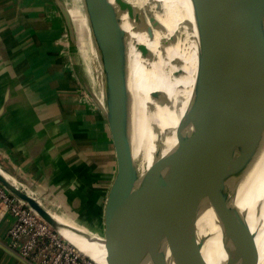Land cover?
Instances as JSON below:
<instances>
[{"label":"water","instance_id":"water-1","mask_svg":"<svg viewBox=\"0 0 264 264\" xmlns=\"http://www.w3.org/2000/svg\"><path fill=\"white\" fill-rule=\"evenodd\" d=\"M123 3L125 11H128L129 4L126 0ZM189 3L193 13L202 4L209 5V37L198 58L193 94L178 124L176 143L172 146L164 143L167 132L155 122L157 113L150 115L152 119L150 117L145 122L154 138V150L148 163L146 152H137L143 118L137 104L134 62L125 69L120 50L110 35L104 0H82L92 45L101 57V84L107 76L109 107L105 119L117 160V173L105 203L104 236L119 250L126 264H206L200 248L186 237L180 227V212L173 204L172 180L154 182V178L174 155L211 130L246 88H251L257 96L264 124V0H189ZM63 13L74 38L76 28L70 14L66 8ZM165 31L166 27L156 18L148 31L149 38L155 40L158 33ZM162 39V44L166 45L168 41L163 42ZM139 51L143 59H154L147 45H140ZM113 78L121 79V84L111 106L109 88ZM90 94L100 107L96 94L92 91ZM158 94V91L154 92L152 99L155 100ZM217 150L220 152L221 148ZM2 170L0 167V182L60 230L53 214L21 187H14ZM263 204L262 201L256 204L254 214L262 210ZM249 218L248 211L236 206L226 222L223 249L227 257L222 264H236L240 247L252 231ZM0 247L26 264L3 242H0Z\"/></svg>","mask_w":264,"mask_h":264},{"label":"bare ground","instance_id":"bare-ground-1","mask_svg":"<svg viewBox=\"0 0 264 264\" xmlns=\"http://www.w3.org/2000/svg\"><path fill=\"white\" fill-rule=\"evenodd\" d=\"M126 1L129 13L124 0H104L110 35L120 50L125 69L134 62L137 104L143 118L137 152L144 150L149 163L154 138L145 122L157 113L155 122L167 132L164 143H176L178 124L193 94L198 58L209 37L211 12L204 3L193 13L189 0ZM156 18L166 31L151 40L148 31ZM77 25L81 28L80 22ZM161 37L163 42L168 41L166 45ZM142 44L152 51V61L141 57ZM107 66L110 69L109 62ZM120 84L121 79L110 82L111 106ZM156 91L159 94L153 100ZM2 173L20 189L18 181L4 170ZM162 179L172 180L180 227L200 248L206 264H222L226 260L225 225L236 206L248 211L252 230L240 247L236 264H264V204L259 213L253 212L259 201L264 202V124L260 102L251 88L243 91L211 130L160 168L154 182ZM72 215L53 213L67 240L98 264H126L104 235H97Z\"/></svg>","mask_w":264,"mask_h":264},{"label":"crops","instance_id":"crops-1","mask_svg":"<svg viewBox=\"0 0 264 264\" xmlns=\"http://www.w3.org/2000/svg\"><path fill=\"white\" fill-rule=\"evenodd\" d=\"M71 3L0 0V167L29 193L53 191L89 230L104 235L117 160L106 119L90 94L100 86L98 72L97 84L88 81L77 31L71 37L63 13L66 8L75 28L77 22L83 27L82 1L73 0L75 20ZM85 64L92 68L89 60ZM13 224L10 215L0 220L5 245ZM0 255L12 260L1 247Z\"/></svg>","mask_w":264,"mask_h":264},{"label":"built area","instance_id":"built-area-1","mask_svg":"<svg viewBox=\"0 0 264 264\" xmlns=\"http://www.w3.org/2000/svg\"><path fill=\"white\" fill-rule=\"evenodd\" d=\"M6 215L14 219L6 246L26 264H98L0 182V220Z\"/></svg>","mask_w":264,"mask_h":264},{"label":"rangeland","instance_id":"rangeland-1","mask_svg":"<svg viewBox=\"0 0 264 264\" xmlns=\"http://www.w3.org/2000/svg\"><path fill=\"white\" fill-rule=\"evenodd\" d=\"M72 1V3H71ZM82 1V0H81ZM80 2V0H79ZM70 3H71V10H72V13H73V16H74V20L76 19L77 15H78V11L76 9V7L74 6V3H73V0H70ZM128 3V2H127ZM79 11L81 12L82 14V17H83V21H84V26L83 27H79L77 26L76 27V31H77V34L78 36L81 38L80 39V45H81V48L84 52V56L85 59H84V56L82 54V57L80 59V63H82V68L85 72V76L87 77L88 81H92V79L94 80L95 84H97V81H96V76H97V72H98V75H100L102 73V70H101V63H100V59L101 57L98 56V52L97 50L95 49V52H94V56H92L90 50H89V46H88V36H91V31H90V27L88 25V22H87V18L85 16V13L82 9V5L80 4L79 5ZM90 61L92 62V68L90 69V67L85 64L86 61ZM96 65V67L94 66ZM94 67L97 69V71H94ZM99 85H96L95 86V89H94V93L96 94V96L98 97L99 101H97L101 106L99 107V105L97 103L96 106H98V111L99 113L103 116V118L105 119L106 118V110L108 109L109 107V102H108V99H107V88H106V85H107V76L105 75V82L104 84H101L100 80H99ZM94 102V101H93ZM19 184V183H18ZM21 187V186H20ZM22 188V187H21ZM23 189V188H22ZM24 190V189H23ZM25 191V190H24ZM26 193H29L28 191H25ZM31 196L37 198L41 204L47 209L49 210L52 214L57 212V211H60V212H64V213H67V214H70L72 215L74 212L70 211V210H67L64 208V206L62 207L61 203L59 200L55 199L56 197L53 195V191L51 192H47L46 195H34L33 193H29ZM47 198V199H46ZM51 202V203H50ZM88 212H90V210H88ZM74 216L76 219V215H72ZM90 216V215H89ZM90 218V217H89ZM79 220V219H78ZM83 220L84 218L81 216V220H79L82 224L83 223ZM86 226V225H85ZM92 231V230H91ZM95 232V231H93ZM97 235H102L103 234H100L98 232H95ZM6 252V251H5ZM8 255L11 256V259L14 261L12 262V260H8L6 258V256H2L0 255V264H23L21 262V260H19L18 258H16V256L14 255H11L10 253L6 252Z\"/></svg>","mask_w":264,"mask_h":264}]
</instances>
